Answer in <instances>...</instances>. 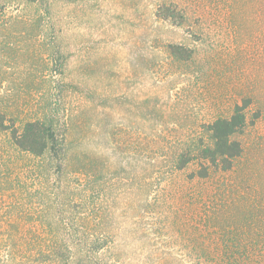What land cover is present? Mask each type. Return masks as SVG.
I'll list each match as a JSON object with an SVG mask.
<instances>
[{
	"label": "rangeland",
	"instance_id": "rangeland-1",
	"mask_svg": "<svg viewBox=\"0 0 264 264\" xmlns=\"http://www.w3.org/2000/svg\"><path fill=\"white\" fill-rule=\"evenodd\" d=\"M245 98L231 170L191 181L196 161L173 167ZM51 111L56 159L0 128V228L28 229L31 259L55 229L97 237L107 264L223 256L227 224L241 228L224 216L264 197V0H0L4 123Z\"/></svg>",
	"mask_w": 264,
	"mask_h": 264
},
{
	"label": "trees",
	"instance_id": "trees-1",
	"mask_svg": "<svg viewBox=\"0 0 264 264\" xmlns=\"http://www.w3.org/2000/svg\"><path fill=\"white\" fill-rule=\"evenodd\" d=\"M171 46L175 54L182 49L179 45ZM250 102V98L243 99L241 103L235 104L230 115L218 117L207 124L205 134L198 137L196 144L177 154L173 167L181 170L190 160L196 161V169L188 175L191 181L207 179L212 172L231 170L234 160L243 150L241 135L248 124L245 108ZM4 120L0 114V128H10L11 142L18 151L37 157L46 156L52 160L60 156L65 135L59 130L56 112L51 111L42 119L27 120L20 127L13 122L9 126L5 125ZM256 195L253 198L242 195L241 199L246 202L241 207L230 208L231 213L228 211L229 215L224 216L225 219L239 220L241 228L235 233V222L227 224L230 226L234 223L227 234L232 242L221 245L223 256L203 257L202 262L194 264H264V197L258 193ZM84 230L76 234L77 241L71 240V231H64L63 235L58 229L50 230L49 235L53 240L36 250L40 258L31 259L32 254L26 245L29 243L30 231L26 228L2 227L0 248L6 253V260L13 264H107L100 255L104 244ZM211 251L218 252L215 249H202V252Z\"/></svg>",
	"mask_w": 264,
	"mask_h": 264
}]
</instances>
